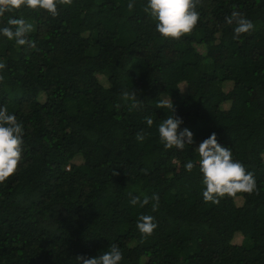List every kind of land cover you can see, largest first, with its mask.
<instances>
[{"label":"trees","instance_id":"1","mask_svg":"<svg viewBox=\"0 0 264 264\" xmlns=\"http://www.w3.org/2000/svg\"><path fill=\"white\" fill-rule=\"evenodd\" d=\"M146 3L72 0L56 17L24 6L0 16V28L30 23L36 45L0 35V107L24 132L17 170L0 184V264H78L112 244L120 264H264V0H199L196 27L178 40L156 32ZM234 11L255 26L239 39L226 23ZM165 98L192 133L183 150L160 142ZM212 133L254 173L257 191L237 194L240 205L203 201L195 150ZM140 215L157 224L147 238Z\"/></svg>","mask_w":264,"mask_h":264},{"label":"clouds","instance_id":"2","mask_svg":"<svg viewBox=\"0 0 264 264\" xmlns=\"http://www.w3.org/2000/svg\"><path fill=\"white\" fill-rule=\"evenodd\" d=\"M198 2L199 0H147L143 11L154 19L155 30L162 38L178 40L191 33L196 27L200 19V13L196 10ZM71 3L72 0H0V16L24 6L33 10L37 8L45 10L52 17H56L59 14L58 5H71ZM127 7L131 10L133 3H129ZM7 23L9 26L0 28V35L8 40H14L17 45L27 44L35 48V42L26 39L33 30L30 23L24 19H9ZM226 23L235 24L233 39H239L242 34L250 33L255 27L238 11L226 17ZM5 67V63L0 61V70ZM2 79L3 77L0 76V80ZM123 98L135 99V92L123 93ZM138 106L136 103L133 104V107ZM159 106L170 108L172 113L158 127L159 139L164 149L183 150L186 144H192V133L186 128L180 130L183 121L173 115L175 110L171 99L166 104L161 102ZM145 120L148 126L153 124L151 117H146ZM23 135V125L8 112L6 106L0 107V184H3L17 170L22 155ZM144 138L143 132L136 134L138 141L143 142ZM195 151L199 156V172L204 186L202 198L205 203L218 205L225 197L237 198V194L251 195L257 191L254 173L247 171L242 163L233 160L231 149L219 145L215 133L203 140ZM184 167L186 171L191 172L194 164L188 161ZM151 200L156 202L153 205V210H156L158 196L154 194ZM130 202L135 205L140 201L138 198H133ZM144 203H147V198ZM156 227L157 224L151 215H140L137 218L136 228L142 238L151 236ZM140 242L143 243V239ZM122 259L123 254L115 244L97 257L78 256L76 258L78 264H120Z\"/></svg>","mask_w":264,"mask_h":264},{"label":"rangeland","instance_id":"3","mask_svg":"<svg viewBox=\"0 0 264 264\" xmlns=\"http://www.w3.org/2000/svg\"><path fill=\"white\" fill-rule=\"evenodd\" d=\"M228 89H229V87H226V86H225V91H228ZM180 90H181V92H182L183 94L185 93V87H184V85H181V86H180ZM165 100L168 101L167 98H165ZM241 203H242L241 198H237V199H236V205H240ZM233 242L236 243V244L241 243V242H242V237H241V235H238V234H237V235L234 237Z\"/></svg>","mask_w":264,"mask_h":264}]
</instances>
